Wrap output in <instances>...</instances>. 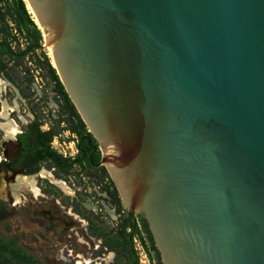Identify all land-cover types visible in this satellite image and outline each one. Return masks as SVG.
I'll use <instances>...</instances> for the list:
<instances>
[{
  "label": "water",
  "instance_id": "water-1",
  "mask_svg": "<svg viewBox=\"0 0 264 264\" xmlns=\"http://www.w3.org/2000/svg\"><path fill=\"white\" fill-rule=\"evenodd\" d=\"M29 2L162 264H264V0Z\"/></svg>",
  "mask_w": 264,
  "mask_h": 264
},
{
  "label": "rangeland",
  "instance_id": "rangeland-1",
  "mask_svg": "<svg viewBox=\"0 0 264 264\" xmlns=\"http://www.w3.org/2000/svg\"><path fill=\"white\" fill-rule=\"evenodd\" d=\"M44 49L52 61L49 49ZM28 66L37 76L31 85L23 80L22 74L18 77L21 81L17 78L16 81H11L0 73V79L5 83L3 92L0 84V113L4 111L5 103L13 108L9 112L10 119L20 126L21 132L35 117L39 118L43 123V130L52 129L58 134L53 138L52 146L64 156L76 155V136L64 128L66 124L58 125L55 121L59 101L53 91V84L42 76L41 70L34 64L29 63ZM16 138L17 136L10 142L0 128L2 157L6 148L10 157L19 152ZM4 141H8L6 146H3ZM43 170L65 181L73 193L67 194L42 177L40 173ZM5 172L26 174L12 165L0 164V177ZM27 175H36L43 195L36 197L33 193L26 192L20 204H13L12 196H9L10 200L0 197V239L23 249L41 264H75L79 257L90 261L89 264H129L126 252L116 242L115 230L120 217L116 205L107 201L110 196L106 190L91 182L77 166L71 169L70 174H64L47 161L42 163L39 172ZM121 203L124 205L122 199ZM123 208L127 210L125 205ZM71 211L83 222L70 215ZM134 238L138 264H156L142 240ZM0 264L23 263L10 262L0 252Z\"/></svg>",
  "mask_w": 264,
  "mask_h": 264
},
{
  "label": "trees",
  "instance_id": "trees-1",
  "mask_svg": "<svg viewBox=\"0 0 264 264\" xmlns=\"http://www.w3.org/2000/svg\"><path fill=\"white\" fill-rule=\"evenodd\" d=\"M43 40V33L25 0H0V73L11 81L17 79L21 81L18 77L22 74L23 80L31 85L37 76L28 65L30 63L38 67L42 76L44 75V78L53 84V91L59 101L56 123L66 124L64 128L76 136L77 142L76 155L70 157L62 155L52 146L53 138L58 134H55L52 129L43 130L42 121L35 117L24 127V131L17 135L21 151L17 157L16 166L23 168L26 174L39 172L42 163L47 161L64 174H70L75 166L79 167L91 182H95L100 189L108 192L110 200L107 201L116 205L120 217L118 228L115 230L116 242L126 252L129 264L139 263L133 245L134 237L142 240L151 259L156 260V264H162L146 220L141 215L133 216L131 212L123 208L124 205L121 203L114 182L109 177L107 169L100 165L102 152L99 143L89 132L71 101L43 47ZM0 252L10 262L41 264L23 249L2 239H0Z\"/></svg>",
  "mask_w": 264,
  "mask_h": 264
},
{
  "label": "bare ground",
  "instance_id": "bare-ground-1",
  "mask_svg": "<svg viewBox=\"0 0 264 264\" xmlns=\"http://www.w3.org/2000/svg\"><path fill=\"white\" fill-rule=\"evenodd\" d=\"M28 6V9L30 13H32V16L36 23L39 24L38 19L36 17L35 11L30 4L29 0H25ZM49 49V53L52 58V63L55 65V61L53 58L52 48L50 46H47ZM4 82L0 79V84L2 87L3 92V84ZM13 109V108H12ZM8 104H4V111L0 113V128L4 131L5 137L8 138L10 141L15 140V137L18 133L21 132L20 126L15 123L13 120L10 119V110H12ZM3 161V157L0 154V164ZM40 175L48 180H50L53 184L58 186L60 189H62L67 194H72L73 191L69 187V185L63 181L55 177L51 172L47 170H43ZM26 192L33 193L36 197L42 196V192L38 186V180L36 179V175H27L22 174L20 172L17 173H8L5 172L0 177V197L4 199H9V196H12L13 204H20L24 200V196ZM26 198V197H25ZM10 200V199H9ZM70 215H72L76 220L83 222V220L75 214L73 211L70 212ZM80 259L75 264H89L90 261H85L83 258L79 257Z\"/></svg>",
  "mask_w": 264,
  "mask_h": 264
},
{
  "label": "flooded vegetation",
  "instance_id": "flooded-vegetation-1",
  "mask_svg": "<svg viewBox=\"0 0 264 264\" xmlns=\"http://www.w3.org/2000/svg\"><path fill=\"white\" fill-rule=\"evenodd\" d=\"M24 131V130H23ZM22 131V132H23ZM21 132V133H22ZM19 134V133H18ZM17 134V135H18ZM16 135V136H17ZM17 139V142H18V144H19V152L17 153V154H14L13 156H11L9 159H7V160H5L4 158H3V161H2V165H4V164H9V165H12L14 168H17L19 171H25L23 168H19V167H17L16 166V162H17V157H18V155H19V153H20V151H21V145H20V143H19V141H18V138H16ZM5 142V141H4ZM3 142V143H4ZM36 174V173H35Z\"/></svg>",
  "mask_w": 264,
  "mask_h": 264
},
{
  "label": "built area",
  "instance_id": "built-area-1",
  "mask_svg": "<svg viewBox=\"0 0 264 264\" xmlns=\"http://www.w3.org/2000/svg\"><path fill=\"white\" fill-rule=\"evenodd\" d=\"M134 240H136V238H134ZM98 247H100V245H98ZM136 248V247H135Z\"/></svg>",
  "mask_w": 264,
  "mask_h": 264
}]
</instances>
